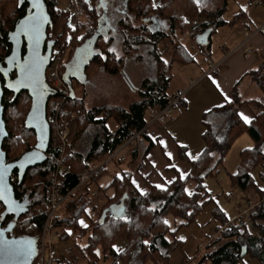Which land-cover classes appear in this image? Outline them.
<instances>
[{
    "label": "trees",
    "instance_id": "trees-1",
    "mask_svg": "<svg viewBox=\"0 0 264 264\" xmlns=\"http://www.w3.org/2000/svg\"><path fill=\"white\" fill-rule=\"evenodd\" d=\"M55 2L56 0H45V6L46 9L49 10L51 20L50 27L53 24L52 18L54 12L60 10L55 8ZM17 3L18 1L16 2V6ZM81 3L84 6L86 5L83 0ZM225 3L226 0H222L220 7H217L212 12H208L200 9L199 6L194 3V0L130 1L132 10L136 12L139 18H143L145 14L151 10L159 11L161 15L168 17L171 21V37L169 38L170 42L173 43L177 40L176 31L180 30L179 32H183L182 28L189 29L195 21L194 17L197 18L200 13L204 12L210 20L207 23H198L203 26V28L210 23L215 24L216 26L224 24L225 20L222 19L221 15L225 8ZM16 6L15 17L10 21L12 25L15 23L16 19L21 17L25 12L23 11V7L18 8ZM59 13L65 15L68 14V19L71 18L68 10H60ZM4 23L5 22L0 18V25ZM97 23L98 22L96 21V26ZM70 25L71 24L67 22V18L65 20L63 19L60 25H58L60 27H57V29L61 28L63 30L59 36L64 35L65 32L68 31ZM137 25L125 21L124 27L126 34L122 52L127 54L131 53V45L134 43L149 44L153 47V50L149 51L152 57H155L158 62H161L163 59L160 57L162 55L159 51V45L162 43L161 41L164 39V35L159 33H146V35H143L141 32H143V30L146 32V29L141 25V31H139L136 28ZM96 26L94 25L91 30L88 29V32L83 36L82 41L78 43L79 45L93 33ZM135 29L136 33H134ZM177 46H179V49L177 52L173 51V56H183V52H181L183 49L182 46ZM187 55L188 53L185 54V56ZM100 56L101 58L103 57L100 62L104 70H107L112 74L120 71L123 56H114L112 54L104 56L98 55L93 60ZM173 60L174 59L171 61ZM169 65L170 64H167L166 66L167 70ZM259 68V70L250 71L249 74L260 89V95L249 99H241L236 91L233 90V98L230 101L203 112L202 123L204 128L202 132V140L204 146L198 157L191 160V170L187 176L183 179L177 176L166 189H157L149 186L143 194L132 188L129 179L125 174H122L121 178H113L111 184L115 188V194L107 199L106 204L111 203L126 192L127 197L125 198V203L128 216L125 219L108 216L101 224H99L98 219L92 220L90 216H87L85 211L90 200L88 189L83 195L77 197L76 200L73 201V197L70 195L72 192H69L77 190L74 189L77 184L76 174L83 169L88 168L90 166V160H93L95 155L97 156V154H99L105 156L106 154L111 153L116 147L120 146L134 132L142 130L140 136L146 132L144 126L150 118L152 108L155 106H164L171 96L166 93L169 82L168 78L165 76L167 70L165 74H159L158 78L152 80L143 79L140 84L138 98L129 102L127 107L115 108V111L114 108H108L107 110V108L104 107H95L85 110V117L88 121L100 125L102 128V136L97 135L91 139L85 158H82L83 156L78 153L76 154L73 152V154L70 153V151L68 152V149L66 150L67 147L64 150L63 147L65 145H61L57 134L60 125L57 126L56 130H54V133L50 137L46 159L41 164L33 167V169H37L35 170V173L39 176V179H41L43 184L42 200L32 204L29 208L30 219L26 223L29 225V231L31 232L22 231L20 234L30 236L39 235L44 223L45 215H37L35 212L39 207L44 208L47 206V196L53 186L55 177L57 179L55 185L59 194L64 195L69 193L66 201L62 204L63 210L54 221V225L61 228V240H63L62 236L64 234H69L68 236L70 239V233L73 229L77 230L83 228V230H85L88 227L92 228L87 231L88 233L86 232L87 235L83 232L84 234L77 236V239L80 241L85 237L83 242L81 241L78 243L74 241V244L66 249L67 252L64 256H61L60 258L54 256L55 264H78V260L80 261L79 258L87 260L84 264H91L96 259H99L101 255L103 257L109 256L113 261L117 258L127 260L130 258L129 256L133 249L136 247L139 249L146 248L147 250H140L142 255L147 254V256H150L153 259L165 257L174 247L173 242L168 241L165 237L168 230V226L165 223V216L167 214L172 213L174 216L181 217L185 219V223L188 224L191 223L194 220V217L200 214L206 206L210 205L211 218L218 222L217 227L228 222L224 212L220 210L217 205L210 204L213 203V200L211 195L205 191L203 180L206 175L213 173L222 164V160L234 138L239 133L246 132L252 139V145L240 150L236 170L230 175V181L231 184L238 186L245 192L248 190L249 184L254 185L257 190L256 195H258L259 198L262 197V199L249 210L247 219L240 213L235 217L231 225L222 229L219 234H216L212 238L211 241H208L209 243L206 245L205 252L199 257L195 256L194 263L237 264L243 257L249 256L255 257L259 264H264V245L262 246V243L264 242V189L257 185L251 175V171L256 166L261 167V171L259 172L260 178L261 175H264V68ZM63 73L60 72L61 79ZM64 83L66 84V82ZM52 89L59 92L56 88L52 87ZM56 96H58V93ZM19 102L23 104L22 110H18L15 113L9 110L7 114L9 107L18 104ZM242 104L249 105L254 114V117L246 124L238 114V108ZM28 110L29 100L25 99L23 96L11 99L5 113L7 121H9V119H14L15 117L16 119H19V123L16 124L15 121L14 123L12 122L13 128H18L19 125L23 127ZM18 113H21L23 117L22 119L18 117ZM49 113L47 101L45 116H47L48 120ZM110 114V117H114L117 124L114 131L109 130L106 126ZM53 139H56L57 145L53 144ZM68 155L71 157L76 156V158H82V164L79 167L73 166L72 160L68 159ZM19 156H15L14 159ZM117 161L118 160H113L115 163H117ZM106 164H103V167L100 170L99 168L97 169L96 179H94V181L103 174ZM63 166H68V169L62 170L60 173L58 171L56 172L58 168L62 169ZM29 172L30 171L28 170L24 173L20 182L17 181L15 183L14 180L13 188L17 194H23L25 189L24 182L29 175ZM12 176L18 177L17 172L15 171ZM189 180H194L196 182V186L191 193L185 191V184ZM85 184L81 185L79 188ZM200 193L201 196H199ZM198 198H200V200H198ZM69 206H71L72 211L66 216V208ZM105 206L106 205H102L100 207V210L98 211L99 216ZM85 216L87 217L85 218ZM81 218H83V220L85 219L83 225H87V227H84L80 223ZM67 220H70L71 222L69 221L68 224ZM68 228H70V232L68 231ZM66 240L68 239L66 238ZM146 240L149 242L144 243ZM36 243L38 246L39 239H37ZM119 244H123L124 248L121 249L123 246L120 247L118 246ZM97 245L100 246L101 252H98V248H96ZM212 245H216V248L212 251H207ZM74 249L76 250L77 257H75V252H73ZM198 252L199 251L197 250L196 255Z\"/></svg>",
    "mask_w": 264,
    "mask_h": 264
},
{
    "label": "crops",
    "instance_id": "crops-1",
    "mask_svg": "<svg viewBox=\"0 0 264 264\" xmlns=\"http://www.w3.org/2000/svg\"><path fill=\"white\" fill-rule=\"evenodd\" d=\"M249 18L251 17L249 16ZM222 19L224 18L222 17ZM263 22L264 20L256 27ZM221 26L227 28L222 29ZM244 26L250 30L256 29L249 23L245 12L241 11L229 20H225L222 25L216 26L210 23L203 28L204 31L211 27V32L205 43H197L199 47H202L200 51L203 50L204 56H194L195 53L189 50L188 61L178 62L176 59L169 61L170 65L165 74L169 80L166 93L172 95L176 90L184 89L181 101L176 105L167 121L161 124L152 122L147 125L146 132L132 145H127L123 149L122 160L117 159V163L107 162L103 174L94 181L95 185L87 188L91 197H95L94 195L97 197V194L103 196L100 207L110 204H106V201L115 194V188L111 184L112 180L114 177L121 178L122 174L128 177L132 188L140 193L145 192L149 186L166 189L177 176L180 178L181 175L187 176L191 170V160L198 157L204 146L202 140L203 112L230 101L233 98V90L241 99L260 95V90L249 72L256 71L263 65L264 36L261 32H256L250 36L246 43H243L244 36L240 28ZM213 36H217V38L213 39ZM212 40H214V47H211ZM204 49L208 51L205 52ZM214 49L216 52L212 54ZM136 56V53L129 57L123 56L119 71L123 79L121 85L126 87L132 100H136L140 84L133 86L132 80L137 79L138 76L135 75V72H129L127 69ZM138 62V58L134 60V63ZM213 80L216 81V84H213ZM172 83L174 85L170 88ZM111 88H109L110 91H106L108 95L112 92ZM125 95L126 90L123 97L119 96L121 98L118 101L124 102ZM238 114L240 118V114L248 117L249 122L254 117L247 104L239 106ZM242 121L244 122L243 119ZM116 127L117 124L111 131H114ZM157 185L161 187L158 188ZM195 186L196 182L189 180L185 184V191L191 193ZM119 198L111 203L119 202ZM123 203L126 205L125 199ZM201 215H196L194 220L188 224L181 217L172 214L165 216L168 226L165 237L174 244L173 249L165 257L153 259L147 254L142 255L140 250H147L146 248L136 247L127 260L117 258L113 261L111 257L101 255L100 261L96 264H195L194 257H199L201 251L205 252L202 246L204 239L214 236L218 226V222L211 218V214ZM118 246L122 247L123 244ZM123 248L124 246L121 249ZM197 250L199 252L196 255Z\"/></svg>",
    "mask_w": 264,
    "mask_h": 264
},
{
    "label": "rangeland",
    "instance_id": "rangeland-1",
    "mask_svg": "<svg viewBox=\"0 0 264 264\" xmlns=\"http://www.w3.org/2000/svg\"><path fill=\"white\" fill-rule=\"evenodd\" d=\"M82 0H56L55 2V8L60 9L63 11H69L70 15L68 19V14H61L59 13L60 10H56L53 15V24L51 26V29L49 30V33L51 35L57 36V46H56V56L53 61V65L49 67L47 74V77H51V81L49 82L51 86L56 85L59 86V92L58 96L51 97L48 100V111L50 112L48 114L49 117V124H50V131L51 136L54 133V130H56L57 126L66 125L69 130V135L64 143V150L68 149V152L70 153L75 152L76 154H80L83 156L82 158H85V154L87 153L89 149V145L91 143V139L94 136H102V128L100 125H97L95 123H92L88 121V119L85 117V110H88L90 108L95 107H104V108H119V107H127L129 102L133 101L130 96L128 95V90L126 87L124 88L121 84L123 83L122 76L119 74L120 72H117L115 74L109 73L107 70H104L101 66V56L95 60H93L88 67L86 68V77L87 81L85 84L79 82V80L73 79L72 81V88H73V97H69V92L67 89L66 84L62 81L60 72L63 73L65 70V64L68 62V60L71 58L72 53L75 49V47L80 43L83 39V36L88 32V29H92V27L96 26V20L98 15L93 13V11H90L88 9V5L85 6L81 3ZM17 0H0V18L5 22L2 25H5L6 22H10L15 17V6H16ZM221 0H212V4L208 5L205 0H201V3L199 4V8L202 10H208V9H215L216 7H220ZM239 11L245 12L246 18H248L249 23H251L253 26H257L259 23H261L264 20V0H226L225 8L222 13V17L225 20H229L232 16H234ZM194 12V11H193ZM96 15V16H94ZM249 16L251 18H249ZM67 18V22L71 24V29L65 32L64 35L59 36L61 32L63 31L58 25ZM139 18V17H137ZM194 23L189 27V29L182 28L183 32H179L180 30H177V38H179L175 43L171 42L168 44V42H165V45L163 46L160 44L159 49L164 47L165 51L168 53L167 56H160L163 60L161 62H158L155 57L153 58L151 56H145L143 51H137V56L133 58L132 64L130 67H128L129 72H135V75L138 76L137 79L132 80L133 86H138V84H141L140 81L143 79H155L158 78L159 74H165L167 70V64L172 59H176L178 62H186L189 60L190 56H185L188 52L192 51L195 53L194 56H204L202 47H199V44H197L196 39L194 37L195 34L200 33L201 30H203V26L199 25L198 23H207L209 20V17L203 12L198 15L197 18H195ZM206 20V22H205ZM210 21V20H209ZM135 25L138 24V22L134 23ZM206 26V25H205ZM204 26V27H205ZM225 26V25H224ZM222 27V29L227 27ZM186 29V30H185ZM186 31V32H184ZM143 35H146V32H141ZM193 38H192V37ZM77 37H80V39H77ZM217 38V36H213V39ZM180 42H183L185 44V47L181 50L183 52V56L176 55L173 56V51L177 52L179 49ZM176 45V46H175ZM214 45V40H212L211 47ZM214 47V46H213ZM97 48L100 52H104L105 45L99 40L97 43ZM172 49V50H171ZM185 50V51H184ZM190 50V51H189ZM204 51H208L207 49H204ZM216 50L214 49L212 54H215ZM161 54V52H160ZM139 60L138 63H134V60ZM174 61V60H173ZM122 65V64H121ZM56 66L57 71L54 70ZM121 68V66H120ZM264 68V59H263V65L261 66V69ZM260 69V68H259ZM258 69V70H259ZM109 70V69H108ZM121 70V69H120ZM58 72V73H57ZM140 82V83H139ZM174 84L172 83L170 88H172ZM113 87V88H111ZM140 87V86H139ZM57 88V87H56ZM112 89V92L110 95L106 91H110ZM126 90V99L124 102H121L120 99L125 94ZM260 90V89H259ZM105 91V92H104ZM115 91V93H114ZM138 89V93H139ZM136 92V93H137ZM118 94V95H117ZM121 97L119 98V96ZM138 98V96H137ZM136 98V99H137ZM181 99L179 100L178 104L180 103ZM22 103H18L16 105H13L12 107H9L7 114L10 111H13L15 113L18 110H22ZM24 112V111H23ZM113 113V112H112ZM111 114L107 117V128L109 130H113L116 126V120L114 117H110ZM151 116V114H150ZM18 117L21 119L23 118L21 113H18ZM17 124L19 123V119H9V125L11 128V137H9V156L11 158H14L15 156H19L24 150L27 148L33 146L35 144V136L34 133L28 130H25L21 125H19L18 128H13L12 122ZM148 123V122H147ZM140 137V136H139ZM138 137V138H139ZM54 138V136H53ZM137 138H128V140L125 142L128 146L132 145ZM52 141V140H51ZM123 142V143H124ZM122 143V144H123ZM53 144L57 145L56 139H53ZM121 144V145H122ZM252 144V139L249 137V135L246 132L239 133L234 140L232 141L230 147L228 148L223 160L222 164L213 172L204 177L203 185L205 191L208 192V194L211 195V198L213 200V203L217 207L222 210L228 219V221H231L235 217H237L243 210L246 208V200H250L254 206L259 202V200L262 199V197H258L256 195V187L252 184H249L248 190L242 191L238 186L231 184L230 181V175L235 172L236 166L238 163L239 158V150L243 147H249ZM126 145V146H127ZM116 149V148H115ZM114 149V150H115ZM113 150V151H114ZM66 152V151H65ZM74 154V153H73ZM110 154V153H109ZM109 154H106L105 156L97 154L95 155V158L93 160H90L89 164H93V166H96L99 170L103 167V164H106V159L109 157ZM65 156V155H64ZM82 158H76V156L71 157L68 155V159L72 160V165L75 167H79L82 162ZM86 169V168H85ZM35 169H29V175L25 179L24 182V191L23 193L29 194V199L33 201V204L40 202L43 197V184L41 182V179H39V176L35 173ZM84 170V169H83ZM259 171H261L260 166H256L252 171L251 175L252 178L255 180L258 186H260L262 189H264V175H261V178L259 176ZM94 179H96V173L91 181H87L84 186L81 188H77V190L71 191L70 195L73 197V200H76L77 197L83 195L88 187H92L91 185H95ZM262 179V180H261ZM89 194V193H88ZM90 196V195H88ZM96 197V195H94ZM201 196V193L200 195ZM95 197H89L90 200L88 202V206L86 207L87 216H90L92 220H97L99 215L98 211L100 210V204L103 200V196L100 194H97L96 199ZM249 198V199H248ZM264 199V198H263ZM200 200V198H198ZM2 207L0 205V212L2 211ZM211 206H206L200 214L201 216H206V214L211 213ZM63 210V207L59 210V213ZM71 206L66 208V216L68 213H70ZM172 214V213H169ZM167 214V215H169ZM85 216V218L87 217ZM200 216V217H201ZM211 216V215H210ZM199 217V218H200ZM30 219L29 211L19 218L16 228L14 230V234H20L22 231H29V225L26 223ZM68 221V220H67ZM70 221V220H69ZM68 221V224H69ZM84 222L85 219H80V223ZM71 222V221H70ZM261 222V221H259ZM96 224V223H95ZM229 224L226 222L220 227H216V234H219L222 229H225L228 227ZM91 227L86 228L85 230L82 229H73L70 233V239L69 234L63 235L59 243L57 244V247L55 248L54 256L57 258H60L61 256H64L67 252V248H69L70 245L74 244L75 242L80 243L81 241L85 240V237L83 239L78 240L77 236H80L81 234L87 235V231ZM92 229V228H91ZM218 229V230H217ZM68 231L70 232V228H68ZM31 232V231H29ZM84 232V233H83ZM87 232V233H86ZM214 235V236H215ZM214 236H210L204 239V242L202 243V246L204 247V250H206V245L209 243L208 241H211ZM66 238L68 240H66ZM78 240V241H77ZM264 245V242L262 243V246ZM96 248H98V251L100 252V246L97 245ZM202 248V247H201ZM216 248V245H212L211 248L207 251H212ZM202 250V249H201ZM72 252V249H71ZM73 252H75V257H77L76 250L74 249ZM179 253V251H177ZM204 251H201L200 254H203ZM78 264H84L87 262L84 258H79ZM100 261L99 259H96L94 262H89L91 264H96ZM237 264H259L255 257H249L245 256L242 258V260H239Z\"/></svg>",
    "mask_w": 264,
    "mask_h": 264
},
{
    "label": "flooded vegetation",
    "instance_id": "flooded-vegetation-1",
    "mask_svg": "<svg viewBox=\"0 0 264 264\" xmlns=\"http://www.w3.org/2000/svg\"><path fill=\"white\" fill-rule=\"evenodd\" d=\"M17 1H18V3H17L16 7H18V8L23 7V9H24L23 11H25L24 14L19 18H22L27 14H31L33 11L36 10L35 7L33 6V0H17ZM130 1L131 0H89L88 2H85V4L88 5V9L90 11H93L94 14L96 13L98 15L96 21L97 22L99 21L101 24L104 23V26H105V28L102 30V36L98 39V41L100 40L105 45V50H104V52H100L97 48V50L99 52L98 55L104 56V55L112 54L114 56L128 57V56L135 55V53H137V51L138 52L143 51L145 56H148L151 58L152 55L149 51H152L153 47L149 44L134 43L131 45V48H132L131 53L127 54V53L122 52V47L124 45L125 34H126L125 27H124L125 21H129L132 24H134L135 22H138V25L136 26V28L139 31H141V25H143V27L146 29V33H148V34H157V33L163 34L164 39L161 41L162 46H163V44L165 45V42H168V44L171 43L170 38H169V37H171V35H170L171 21L169 20V18L161 15L159 11H153V10L146 13L143 18H141V17L137 18L138 15L136 14V12L134 10H132V7L130 5ZM39 2H40V5H43L44 8L46 7L45 6V0H39ZM205 2L208 5L212 4V0H205ZM30 8L32 9L31 11H29ZM40 8L38 10H41ZM214 10L209 9L208 12H212ZM45 11L49 15V10L45 9ZM94 16H96V15H94ZM19 18L16 19V21H15V23H13V25L10 22H6L5 25H2V24L0 25L1 26L0 27V69H6L7 70L6 72L0 71V88L2 91L1 105L3 107L2 116H3V121L5 124V132H6V135L2 139V142H1V151L4 152V160L2 162H0V167L2 168L1 170L3 171V176L1 177V179L3 180V184L5 187H4V189L0 190V192L2 194V195H0V197H7L8 201H10V203H6L4 198H0V205L3 208L2 211L0 212L1 228L6 227L10 222H12L14 220V214L15 213H19L20 211H23V209H25V207L28 204H33V201L29 199L28 193L17 194L15 192L14 188H13V191H10V184H12V186H14V180H15V183L18 181V177H14V176H12V174L15 171L17 172L18 169L20 170L22 168H25V172H26L29 169L37 166V165H35L32 167L31 165H27V166H23V167L16 166L18 169L14 168L12 166V163L15 162V160H17L19 157L14 159L8 155L9 154L8 141L10 139L9 137H11L10 136L11 135V128H10L9 122L7 121L6 114H5L6 109L8 108V103L10 102L11 99L17 98L19 96H23L25 99L29 100V108H30L31 95H32L30 88L28 87L29 84H25L27 86H20V87H14V88L8 87V85L12 84V81H14V79L17 77L18 72H19V68L21 66H23V61H24V57H25L24 55L26 53V40H25V38H22L19 56H15L13 58H10V54H11L12 49H13V42H12L11 34H12L14 26H15L17 20H19ZM208 22H209V20H208ZM50 23H51V20L49 17V21L45 25L46 27L44 30V44H43V49H42L43 54H45L48 50H50V53H51L50 56H48V64H47V66H45L43 74H42L43 83H44L45 87L46 86L48 87L49 90H51L52 87H51L50 83L47 82V74L49 73L47 71H48L49 67H51L53 60L56 56L57 38H59L58 36L56 38V36L54 34L51 35L49 33V30L51 29ZM70 29H71V27H68V30H70ZM134 31H135L134 33H136V29ZM201 31H203V30H201ZM176 39L178 40L179 38H176ZM98 41H97V43H98ZM180 45L183 48L185 47V44L183 42H180ZM96 47H97V44H96ZM110 48L114 49V51L110 52L109 51ZM186 50H187V48H186ZM159 51L161 52L162 56L168 55V53L165 51L164 47H163V49L160 48ZM73 53H74V51H73ZM73 53H72V56H73ZM35 64L38 65V68H40L39 62H35ZM67 66L68 67L72 66L71 65V58L65 64V70L67 69ZM65 70H64V72H65ZM39 72H40V69H39ZM39 74L40 73H38V75ZM42 80H40V81H42ZM45 119L48 123L47 116H45ZM48 125H49V123H48ZM23 127L25 128V130H28V131H31L34 133L35 143H36V141H37L36 132H34V129H29L27 127L26 116H25ZM50 137H51V131H50ZM33 146H31V147H33ZM31 147H29L27 150H29ZM27 150H25V151H27ZM47 151H48V149H47ZM45 153L47 156V152H45ZM38 156H40V155L37 154L36 152H34L28 158L27 161L34 163L39 159ZM11 177L13 178L12 181L10 180ZM13 197L15 198V200H17L15 203H13V200H14ZM14 230H15V228L7 231L6 232L7 236L11 237L12 235H16V234H14Z\"/></svg>",
    "mask_w": 264,
    "mask_h": 264
},
{
    "label": "water",
    "instance_id": "water-1",
    "mask_svg": "<svg viewBox=\"0 0 264 264\" xmlns=\"http://www.w3.org/2000/svg\"><path fill=\"white\" fill-rule=\"evenodd\" d=\"M89 0H84V2H88ZM33 11L31 14H27L22 18L17 20L13 32L11 34L12 42H13V49L10 54V58L15 56H19L20 46L22 42V38L26 40V53L23 61V65L26 63H33L39 62L40 64V74L38 75V83L36 85H31L28 81H25V84H29V88L31 91V104L29 111L26 115V125L29 129H34L36 132L37 141L33 147L29 150L22 153L15 162L12 163L14 168L23 167L27 165H31L32 167L35 165L41 164L46 159V153L48 149V145L50 142V126L48 125L45 119V108L48 99L52 96L57 95V91L55 89L49 90L48 87L44 85L42 80V74L44 71L45 66L48 64V56H50V50H48L45 54L42 53L43 44H44V30L45 25L49 21V15L46 13L43 5H41V10ZM32 9L30 8L29 11ZM39 13L43 19L41 20V27L39 32V43H35V39H30L25 32L20 31V29L24 28L26 22L29 18L35 14ZM105 28L104 23L101 24L99 21L97 23L96 29L93 33L87 37L79 46L74 49L73 56L71 57V65L70 67L67 66V69L62 75V81L66 82L68 89H69V97L73 96V88H72V80H79L81 83H86L87 78L86 76V68L90 64V62L98 56L99 52L97 50L96 44L98 39L102 36V30ZM211 32V27L205 29L202 33L195 34L196 42H201L202 44L205 43L206 38ZM21 68V67H20ZM19 68V72L17 77L12 81V84H16V81L21 77V71ZM42 80V81H40ZM23 86V85H22ZM20 87V86H17ZM1 98H2V91L0 88V162L4 160V152L1 151V142L2 139L5 137V124L3 121V107L1 105ZM36 152L40 156L36 162H28V158ZM0 167V190L4 189L3 180L1 177L3 176V171ZM18 169V168H17ZM18 181L22 179L25 168L18 169ZM10 173V172H9ZM10 191H13V186L10 184ZM0 195L1 192H0ZM127 197V193L124 192L121 197L119 198V202L110 203L108 206H105L101 214L98 218V223L101 224L104 219L108 216L125 219L128 216L127 206L123 203V200ZM14 198V197H13ZM12 199V198H11ZM13 200V199H12ZM17 200H13L15 203ZM32 204H28L23 211L14 214V220L10 222L6 227L1 228L0 222V264H32L33 259L36 255L37 251V239L38 236H30L26 234L20 235H12L8 237L6 232L12 230L16 227V224L19 218L26 214ZM23 249V255H11L10 250L13 249Z\"/></svg>",
    "mask_w": 264,
    "mask_h": 264
},
{
    "label": "built area",
    "instance_id": "built-area-1",
    "mask_svg": "<svg viewBox=\"0 0 264 264\" xmlns=\"http://www.w3.org/2000/svg\"><path fill=\"white\" fill-rule=\"evenodd\" d=\"M240 30L244 36L243 43H246L248 41V39L250 38V36H252L253 33L261 32L262 35L264 36V22L261 25H259L258 27H256L255 30H250L246 26L240 28ZM210 67L212 68L214 66H210ZM54 70L57 71L56 66H55ZM50 81H51V77L49 76V77H47V82H50ZM52 87L53 88L57 87L56 89L59 90V86L53 85ZM184 91H185L184 89L176 90L174 92V94H172L170 96L168 102L164 106H161V107L155 106L154 108H152L151 116L148 120V123H146V125L144 127L146 128L147 125H149L152 122H156L158 124H161V123L167 121V119L172 115V113H173L176 105L178 104L179 100L183 96ZM141 131L140 130L136 131L129 137L130 138H134V137L138 138L141 135ZM57 132H58L57 134H58V138L60 140V143L62 146H64V143H65V141L69 135V130H68L67 126L66 125L59 126ZM128 138H127V140H128ZM125 142L122 145L116 147V149L109 154V157L106 159L105 163L111 162V161L117 160V159L122 160L123 157L121 155V152L123 151V149L127 145V144H125ZM59 162H60V160H59ZM67 169H68V166H63L62 169L58 168V170H56V172L58 171L60 173V171L67 170ZM96 171H97V167L90 164V166L88 168L77 173L76 174L77 184H76V187L74 189H77L78 187L85 184L89 180H93ZM12 179L13 178L11 177L10 180L12 181ZM56 182H57V179L54 177L53 186L51 187V190L49 191V194L47 196V201H48L47 206L44 208L39 207L37 209V211L35 212V214H37V215L44 214L45 219H44V223L42 225V228L40 230V233L38 235L39 243L37 246L36 255L33 259V264H55L54 263V251H55V248L57 247V244L59 243L60 238H61V228L55 226L54 221L57 218V216L59 215V210L61 209L62 204L64 203V201H66L69 193L71 192L70 191L67 194L60 195L57 188H56V185H55ZM253 207H254V204L250 200H246V208H244V210L241 212V214L244 215V217L247 219L248 214H249V210ZM234 219H232L231 221H228L227 223L229 225H231V223L233 222Z\"/></svg>",
    "mask_w": 264,
    "mask_h": 264
},
{
    "label": "snow or ice",
    "instance_id": "snow-or-ice-1",
    "mask_svg": "<svg viewBox=\"0 0 264 264\" xmlns=\"http://www.w3.org/2000/svg\"><path fill=\"white\" fill-rule=\"evenodd\" d=\"M194 3H196L199 6V4L201 3V0H194ZM33 6L37 9H39L41 7L39 0H33ZM153 6H155V5H153ZM42 19H43V17L39 13H37V14H35L29 18V20L26 22V25L24 28L20 29V31L25 32V34L28 35L30 39L34 38L36 44L39 43V32H40ZM70 27H71V25H70ZM77 39H80V37H77ZM109 51L110 52L114 51V49L110 48ZM0 71L6 72L7 70L6 69H0ZM20 71H21V77L16 81V84H9L8 87L14 88L17 86H22V85L27 86V85H25V81H28V83L31 85H36L38 83L39 68H38V65L35 64V62H33L31 64L30 63L24 64L23 66H21ZM212 82H213V84H216L215 80H213ZM225 99H227V97H225ZM240 115H241V118L244 120L245 123H249L248 117L244 116L243 114H240ZM161 143H163V142L161 141ZM183 178H184L183 175H181V179H183ZM133 183H135V181H133ZM157 187L159 188L161 186L157 185ZM141 194H143V192H141ZM0 198H4L6 203H10V201H8L7 197H0ZM85 211H87V209H85ZM165 223H167V221H165ZM81 224L83 225L82 221H81ZM83 226L87 227V225H83ZM145 243H147V241H145ZM23 252H24V250L19 249V248L10 250L11 255H23Z\"/></svg>",
    "mask_w": 264,
    "mask_h": 264
}]
</instances>
